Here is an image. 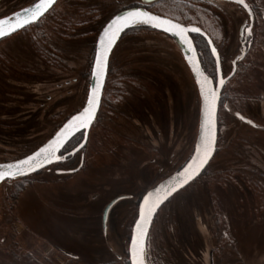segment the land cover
Segmentation results:
<instances>
[{"label":"rangeland","instance_id":"1","mask_svg":"<svg viewBox=\"0 0 264 264\" xmlns=\"http://www.w3.org/2000/svg\"><path fill=\"white\" fill-rule=\"evenodd\" d=\"M30 1L0 0V18ZM133 1L101 0L96 16H86L85 22L74 24L76 29H61L50 19L29 35L0 42V164L34 152L83 108L98 34ZM248 1L264 14V0ZM174 4L147 7L204 27L226 61L237 53L238 30L248 21L245 11L218 0ZM55 31L61 35L54 36ZM258 42L256 69L263 72L264 33ZM198 46L208 61V48L200 41ZM113 62L120 71L114 66L112 78L128 80L116 83L112 108L107 88L83 169L70 176L57 174V169L76 167L77 160L0 186V264H130L129 242L141 196L193 154L200 98L175 41L152 28H131L116 47ZM248 67L247 61L229 90L239 86L237 101L244 100L245 113L257 119L258 106L251 107V97L257 103L264 96V78L257 73L251 85L242 76ZM151 78L158 84L146 82ZM142 79L139 96L136 81ZM123 85L132 90L126 104L120 95ZM141 105L156 112L163 131L155 135L160 145L153 148L134 127L138 117L146 116ZM220 118L221 135L209 167L155 218L147 264H264V132L229 114ZM18 187L24 190L14 200ZM125 194L132 198L118 201L104 229V209Z\"/></svg>","mask_w":264,"mask_h":264},{"label":"water","instance_id":"2","mask_svg":"<svg viewBox=\"0 0 264 264\" xmlns=\"http://www.w3.org/2000/svg\"><path fill=\"white\" fill-rule=\"evenodd\" d=\"M219 1L236 4L243 8L250 17L251 24L248 31L252 30L255 14L246 0ZM56 2L57 0H39L16 13L0 18V41L41 19ZM142 26L161 31L176 41L195 79L201 106L198 134L191 158L183 167L149 190L140 202L129 244L131 264H147V239L157 212L177 193L186 189L202 175L213 160L217 150L221 86L216 88L212 79L205 73L191 34L201 35L207 40L211 53L216 60L218 73L221 72V61L213 41L201 28L194 25L185 26L144 7L129 8L116 14L99 33L88 97L83 108L71 116L48 141L34 152L12 163L0 164L1 186L6 181L29 177L57 164L61 161L59 155L65 146L77 134L84 132V141L69 155L73 156L81 150L87 143L91 126L101 106L113 50L127 30ZM121 199L123 198H116L105 208L103 214L104 228H106L111 208Z\"/></svg>","mask_w":264,"mask_h":264},{"label":"flooded vegetation","instance_id":"3","mask_svg":"<svg viewBox=\"0 0 264 264\" xmlns=\"http://www.w3.org/2000/svg\"><path fill=\"white\" fill-rule=\"evenodd\" d=\"M39 0H31L29 3H27L26 5H23L17 9H15L14 11H12L11 13H9L8 15H11L13 13H16L26 7H29L35 3H37ZM101 0H57V2L49 9V11L41 18L39 19L38 21H36L35 23H33L32 25H29L27 27H25L24 29L16 32L15 34L7 37V38H4L2 39L0 42L4 41V40H7V39H10V38H13L19 34H27L29 35V32L31 29L35 28V29H38L40 28L39 26L42 25L43 22H50V19L55 22L61 29L62 27H67V25H69L71 28L73 29H76L75 26L77 25H74V24H78L80 23V20H82L83 22H85V18L86 16L89 17L90 15L92 16H96V11L98 10L97 7V4L96 2H100ZM153 1L155 0H136V1H133L131 3H129L128 5L124 6V8L120 9L118 12H116L113 16H111L108 21L113 18L116 14H118L119 12L123 11V10H126V9H129V8H136V7H144V8H147V6H149V4H151ZM183 1H188V2H210L212 0H183ZM219 1V0H218ZM247 2H249L248 0H246ZM60 3H62L63 5H61ZM60 4V5H59ZM232 4V3H230ZM249 4V3H248ZM232 5H235L237 6L239 9H242L243 11H245L243 8L239 7L238 5L236 4H232ZM250 5V4H249ZM86 7L87 9L89 10H86ZM251 7V5H250ZM252 8V7H251ZM148 9V8H147ZM253 9V8H252ZM149 10V9H148ZM150 11V10H149ZM246 12V11H245ZM254 12V11H253ZM247 13V12H246ZM255 14V13H254ZM6 15V16H8ZM248 15V14H247ZM264 14L263 15H258L256 16L255 15V22H254V26L252 28V30L249 32L248 29L250 27V17L248 15V21L246 20L245 22H243V24L240 25V29L238 30V47H237V53L231 58L229 59V61H226L225 60V57H224V54L222 53V51L220 49H218V47L215 45V47L217 48V51L219 53V57H220V61H221V72L218 73V70H217V65H216V60L214 58V56L212 55L211 53V50H210V47H209V44L207 42V40L201 36V35H198V34H191V37L193 39V42L195 44V47L197 49V52H198V55H199V58H200V62H201V65L205 71V73L212 79L215 87L217 88L218 86H221V94H220V100H219V111H218V141H217V147H218V143H219V138H220V135H221V114L222 113H225V114H229V115H232L236 121L240 124H242L243 126H247L248 128H250L251 130L255 131V132H264V96H260L259 100L256 101L254 100L253 97H251V107L253 106H258V112H259V118H253V116L251 115V117L249 115H247L245 113V109L243 108V106L241 104H243V101L244 100H241L240 101H237L239 98L237 96L236 93H239L238 90H239V86H234L232 88V91L229 90L230 86H232L234 83H235V79L236 77H238L240 75V73L242 72L241 68H242V65L248 61V64H249V67L247 68V70L245 72H243V78L245 76L248 77L249 80H251V85L254 83L255 79H256V76H257V73L260 74L261 78H264V68H263V72L262 70H258L256 69V65H257V61L260 60L259 57H257L258 54H256V51L257 49L255 48L254 49V41H255V30H256V19L257 18H262V23L264 24V18H263ZM5 17V16H4ZM3 18V17H1ZM107 21V22H108ZM107 22L105 23V25L107 24ZM179 22V21H177ZM185 26H193V24H184L182 22H179ZM104 25V26H105ZM103 26V27H104ZM194 26H197L199 27L198 25H194ZM103 27L101 28V30L103 29ZM150 28V27H148ZM200 28V27H199ZM153 29V28H152ZM100 30V31H101ZM154 30V29H153ZM156 30V29H155ZM203 30V29H202ZM128 31V30H127ZM158 31V30H157ZM204 31V30H203ZM160 33H163L161 31H158ZM205 32V31H204ZM100 33V32H99ZM165 34V33H163ZM45 36H47L48 34L47 33H44ZM59 35H61V32H59V34L55 31V34L54 36L58 37ZM167 35V34H165ZM99 36V34H98ZM125 36V33L122 35L121 39L119 40L118 44L120 43V41L122 40V38ZM169 36V35H167ZM48 37V36H47ZM62 37V36H60ZM171 37V36H169ZM172 38V37H171ZM98 39V38H97ZM173 39V38H172ZM174 40V39H173ZM212 40V39H211ZM175 41V40H174ZM198 41L200 42H203L204 45H207L206 47L208 48L209 50V57L211 56V58L213 59L214 61V65H215V71L213 72H210L209 70H206V68L203 66L204 62H206L207 60L204 58V56L202 55V52L198 46ZM97 43V42H96ZM96 43H95V46H94V49H93V58H92V66H93V62H94V57H95V51H96ZM176 43V41H175ZM118 44L116 45V47L118 46ZM177 44V43H176ZM178 45V44H177ZM116 47L114 48L113 50V53L111 55V58H110V61H109V67H108V74H107V80H106V84H105V88H104V96L102 97V101H101V106H100V109H99V112H98V115L94 121V123L92 124L91 126V129H90V132H89V136H88V140H87V143L86 145L81 149L79 150L75 155H69L72 151H74L75 149H77L81 144L82 142L84 141V138H85V133L84 132H81L79 134H77L71 141L73 142L72 143V146L68 148V144H70V142L65 146V148L60 152V157H61V161L58 162L57 164H54V165H51L49 166L48 168L44 169V170H47L51 167H54L56 165H59V166H66V165H72V164H76L77 160H79V163L76 167H73V168H70V167H67V168H60V169H57V174L59 175H64V176H70V175H73L77 172H80L84 165H85V162H86V159H87V155H86V152H85V149L88 147V145L90 144V137H91V132L94 128V126L97 124V121L98 119L100 118V112H101V109L103 107V103L105 101V92L109 89V92L111 93V95H109V98L110 101L108 103V105L110 106L109 108H112V104L111 103V99H112V95L115 94L116 95V86L117 84L116 83H119V84H123L125 83L128 79H122V80H118L116 78H112V74H115L116 71H114V66H116L115 70H118L120 71V69L118 68L119 65H115L113 64V54L115 53V50H116ZM179 47V46H178ZM180 49V47H179ZM51 50V49H50ZM52 52V51H51ZM180 52L182 54V58L186 64V67L188 68V70L190 71V74L194 80V83L196 85V82H195V79L192 75V72L188 66V64L186 63L185 61V58L183 56V53L180 49ZM261 53V51H260ZM52 54H56L55 52H52ZM254 54V55H253ZM256 54V55H255ZM228 66H229V69H228ZM92 71V69H91ZM261 71V72H260ZM117 73V72H116ZM144 79V78H143ZM137 80L136 82L138 83L139 85V88L137 89V91L135 92L136 94H139V96H141L140 94H143V88H142V84L143 82H145V80ZM91 80V79H90ZM132 82H134L135 80H130ZM147 83L149 82H154L155 84H158V81L157 79H154V78H151L150 80H146ZM89 86H90V83H89ZM159 86V85H158ZM197 87V85H196ZM108 88V89H107ZM141 88V89H140ZM120 90L122 91L123 95L120 94L123 98H122V101L125 102L126 104V101L127 99H129V95H132L131 94V91L129 90V88H127L126 85H123V88L121 87ZM198 90V88H197ZM89 91V90H88ZM199 94V93H198ZM235 95V96H234ZM25 97V96H24ZM141 98V97H140ZM155 98H157L156 102H155V107L156 109L158 110V105H159V98L158 96H155ZM200 98V96H199ZM108 102V101H107ZM200 106H201V100H200ZM154 107V106H153ZM112 111V109H111ZM141 113H144L146 111V116H145V119L144 117H138L136 119V122L134 123V127H136L137 131L139 134H141V136L143 137V141H150V145H151V148H153L154 146L156 145H160V142L158 139H156L155 137H159L160 134L163 133L162 129L160 128V125H159V120L158 118L156 117L155 115V111L151 112L147 106L144 108L143 105H141ZM79 112V111H77ZM76 112V113H77ZM113 112V111H112ZM74 113V114H76ZM73 114V115H74ZM72 115V116H73ZM71 117V116H70ZM69 117V118H70ZM68 118V119H69ZM67 119V120H68ZM66 120V121H67ZM65 121V122H66ZM263 121V122H262ZM64 122V123H65ZM63 123V124H64ZM62 124V125H63ZM61 127V126H60ZM60 129V128H59ZM58 129V130H59ZM57 130V131H58ZM56 131V132H57ZM55 132V133H56ZM54 133V134H55ZM53 134V135H54ZM52 135V136H53ZM156 135V136H155ZM141 137V139H142ZM140 139V138H139ZM164 141V140H163ZM164 143V142H163ZM112 147V145H111ZM114 147V146H113ZM112 147V148H113ZM217 152V150H216ZM31 154V153H30ZM216 154V153H215ZM29 155V154H28ZM28 155H25L23 157H21L20 159L28 156ZM192 156V155H191ZM191 156L188 158V160L191 158ZM19 160V159H18ZM187 160V161H188ZM186 161V162H187ZM186 162L181 166L183 167ZM181 167H179L178 169H176L174 172H172L171 174L175 173L177 170H179ZM43 171V170H42ZM170 174V175H171ZM169 176V175H168ZM167 176V177H168ZM167 177L163 178L162 180L158 181L154 186H152L150 189H148L144 194L143 196H141V199L139 200V203H138V208H137V212L139 210V205H140V202L142 200V198L144 197V195L149 191L151 190L152 188H154L155 186H157L161 181L165 180ZM180 193V192H179ZM178 194V193H177ZM176 194V195H177ZM119 197H122L123 199L122 200H128V199H131L132 196L131 195H128V194H125V195H120L116 198H119ZM114 198V199H116ZM174 198V197H173ZM172 198V199H173ZM113 199V200H114ZM170 201V200H169ZM168 201V202H169ZM167 202V203H168ZM118 203V202H117ZM116 203V204H117ZM166 203V204H167ZM115 204V205H116ZM165 204V205H166ZM114 205V206H115ZM164 205V206H165ZM113 206V207H114ZM163 206V207H164ZM113 207L111 208V210L113 209ZM162 207V208H163ZM161 208V209H162ZM160 209V210H161ZM105 210V209H104ZM110 210V212H111ZM160 210L157 212L156 216L154 217L153 219V222L155 221V218L157 217L158 213L160 212ZM110 212H109V215H108V218H107V222L106 224L108 223L109 221V217H110ZM104 214V213H103ZM138 216V215H137ZM137 219V218H136ZM136 221V220H135ZM102 222H103V218H102ZM152 222V224H153ZM104 224V223H103ZM134 226V225H133ZM152 227V226H151ZM105 229V228H104ZM149 236V235H148ZM130 244V242H129ZM128 254H129V250H128ZM70 257L72 258H77V256H74V255H70ZM130 261V259H129ZM131 264V263H130Z\"/></svg>","mask_w":264,"mask_h":264},{"label":"trees","instance_id":"4","mask_svg":"<svg viewBox=\"0 0 264 264\" xmlns=\"http://www.w3.org/2000/svg\"><path fill=\"white\" fill-rule=\"evenodd\" d=\"M179 0H155V1H153L151 4H155V3H159V4H163V5H165V4H174V3H177ZM186 2V1H185ZM188 2V1H187ZM150 4V5H151ZM175 6H181L182 8H184L183 6L184 5H178V4H174ZM251 6H252V8H253V11H254V13H255V15L256 16H258V15H261V14H259L260 13V9L258 8V6H256L255 4H252L251 3ZM148 8V7H147ZM149 9V8H148ZM190 8H188V10H189ZM150 10V9H149ZM181 11H183V9L181 10ZM151 12H153V13H156V14H159V15H162V16H166V17H169V18H171V19H173V20H175V21H179V22H182V23H184V24H188V23H186V22H184V21H181V20H179L178 18H176V17H173V16H170V15H167V14H163V13H159L158 11H151ZM189 13H190V10H189ZM256 21H257V23H256V30H255V41H254V49L256 48V47H259L261 44L258 42V41H261L262 39H263V33H264V31H262L261 30V24H263L262 23V18L260 17V18H257L256 19ZM191 24H193V25H198L201 29H203L204 31H205V33H207V35L212 39V41H213V43L214 44H216L215 43V39L213 38V35L209 32V31H207L204 27H202L201 25H199L198 23H191ZM129 31V30H128ZM128 31H126L125 32V35L128 33ZM207 46V45H206ZM201 50V49H200ZM207 52V51H206ZM207 56L209 57V51L207 52ZM204 65V67L206 68V70H209L210 72L211 71H215V65H214V61H213V59L211 58V56L209 57V60L208 61H206V62H204L203 63ZM212 67V69H210ZM103 96H104V93H103ZM72 141L70 142V144H68V148H69V146L71 147L72 146ZM209 167V166H208ZM207 167V168H208ZM207 168L205 169V171L207 170ZM205 171L202 173V175L205 173ZM201 175V176H202ZM22 180H19V181H17V182H21ZM24 189L23 188H20V187H18V188H16L15 189V195H13V198H14V200H17L18 199V195L23 191Z\"/></svg>","mask_w":264,"mask_h":264}]
</instances>
